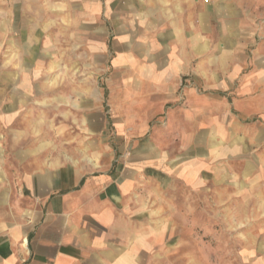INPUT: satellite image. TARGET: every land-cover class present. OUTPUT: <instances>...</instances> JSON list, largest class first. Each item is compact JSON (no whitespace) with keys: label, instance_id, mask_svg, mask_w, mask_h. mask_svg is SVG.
Returning <instances> with one entry per match:
<instances>
[{"label":"crops","instance_id":"crops-1","mask_svg":"<svg viewBox=\"0 0 264 264\" xmlns=\"http://www.w3.org/2000/svg\"><path fill=\"white\" fill-rule=\"evenodd\" d=\"M31 3L0 0V264H148L164 196L221 182V148L261 149L243 173L264 178L262 0ZM40 31L100 75L67 90L80 66L28 56Z\"/></svg>","mask_w":264,"mask_h":264},{"label":"rangeland","instance_id":"rangeland-1","mask_svg":"<svg viewBox=\"0 0 264 264\" xmlns=\"http://www.w3.org/2000/svg\"><path fill=\"white\" fill-rule=\"evenodd\" d=\"M58 1L51 0L49 5L58 4ZM262 1L263 8L259 13L261 30L264 29ZM49 5L32 0L31 8L48 11ZM50 17L51 27H58L57 17L53 14ZM46 33L38 32L33 39V49L27 54L33 53L34 61L42 59L47 64L57 59L60 48L66 50L63 60L66 59L67 64L77 61L80 66L74 73L66 71L64 84L67 90L72 85L70 77L78 80L100 75L99 67L83 66L90 60L86 53L68 50L65 36H59L58 31ZM263 40L264 31H259L256 41ZM45 42H48L49 53L41 57V46ZM5 52L4 46L2 58ZM55 72L58 73V69ZM236 115L234 118L239 117ZM230 140L228 137L226 142ZM253 152L258 154L261 149L232 151L221 148V182L210 178L203 187L194 186L193 189L185 188L182 181L173 182L176 188L164 198H171L177 204L173 218L175 225L167 231L158 249L161 257L148 260V264H264V206L260 205H264V178L252 186L250 175L244 177L243 173L244 162L252 159Z\"/></svg>","mask_w":264,"mask_h":264}]
</instances>
